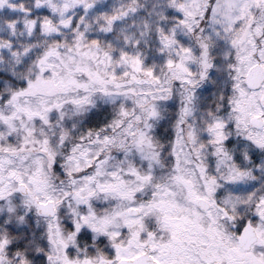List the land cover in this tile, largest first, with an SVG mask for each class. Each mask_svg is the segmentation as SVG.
<instances>
[{
	"label": "snow or ice",
	"instance_id": "obj_1",
	"mask_svg": "<svg viewBox=\"0 0 264 264\" xmlns=\"http://www.w3.org/2000/svg\"><path fill=\"white\" fill-rule=\"evenodd\" d=\"M0 264H264V0H0Z\"/></svg>",
	"mask_w": 264,
	"mask_h": 264
}]
</instances>
